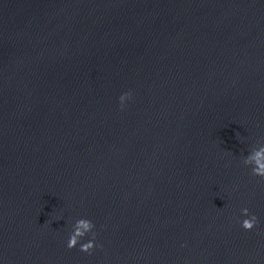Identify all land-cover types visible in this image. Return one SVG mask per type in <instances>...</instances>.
<instances>
[{"label":"water","instance_id":"1","mask_svg":"<svg viewBox=\"0 0 264 264\" xmlns=\"http://www.w3.org/2000/svg\"><path fill=\"white\" fill-rule=\"evenodd\" d=\"M257 141L264 0H0L3 264H264Z\"/></svg>","mask_w":264,"mask_h":264},{"label":"clouds","instance_id":"2","mask_svg":"<svg viewBox=\"0 0 264 264\" xmlns=\"http://www.w3.org/2000/svg\"><path fill=\"white\" fill-rule=\"evenodd\" d=\"M131 92H123L119 96V106L121 109L126 107L127 102L131 99ZM243 164L250 166L251 173L254 176L264 178V141H257L248 154L243 158ZM240 213L242 218L239 220L240 227L246 231H251L258 224V218L254 213H251L247 207L241 208ZM95 224L92 220L81 217L71 224L66 247L73 248L79 245V250L86 253H91L95 248L100 247L96 241ZM87 236L88 239L80 242L81 238ZM0 264L3 260L0 259Z\"/></svg>","mask_w":264,"mask_h":264}]
</instances>
